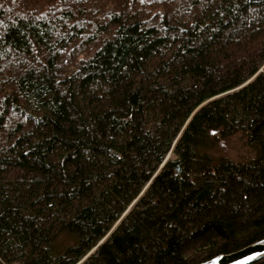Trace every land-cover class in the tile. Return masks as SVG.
<instances>
[{
  "label": "trees",
  "instance_id": "obj_1",
  "mask_svg": "<svg viewBox=\"0 0 264 264\" xmlns=\"http://www.w3.org/2000/svg\"><path fill=\"white\" fill-rule=\"evenodd\" d=\"M262 238L264 0H0V264Z\"/></svg>",
  "mask_w": 264,
  "mask_h": 264
},
{
  "label": "water",
  "instance_id": "obj_2",
  "mask_svg": "<svg viewBox=\"0 0 264 264\" xmlns=\"http://www.w3.org/2000/svg\"><path fill=\"white\" fill-rule=\"evenodd\" d=\"M264 257V238L253 241L239 249L219 253L198 264H249Z\"/></svg>",
  "mask_w": 264,
  "mask_h": 264
},
{
  "label": "rangeland",
  "instance_id": "obj_3",
  "mask_svg": "<svg viewBox=\"0 0 264 264\" xmlns=\"http://www.w3.org/2000/svg\"><path fill=\"white\" fill-rule=\"evenodd\" d=\"M221 146V150L223 151V153L234 155L239 151L238 143L234 138L224 141Z\"/></svg>",
  "mask_w": 264,
  "mask_h": 264
}]
</instances>
